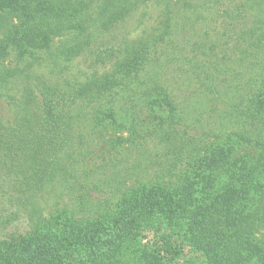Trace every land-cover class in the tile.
I'll return each mask as SVG.
<instances>
[{
	"label": "rangeland",
	"instance_id": "obj_1",
	"mask_svg": "<svg viewBox=\"0 0 264 264\" xmlns=\"http://www.w3.org/2000/svg\"><path fill=\"white\" fill-rule=\"evenodd\" d=\"M87 1L80 14L89 18L84 25H95L101 7L96 0ZM93 28L54 38L49 53L29 46L30 54L22 62L15 63L11 54L2 63L9 69L18 65L21 75L9 80L6 91L22 108L29 91L45 81L68 90L110 69L132 72L124 87L105 92L104 101L122 127L116 129L100 117L88 116L84 125L92 130L93 140H86L68 156L80 182L74 192L81 199L72 204L73 194L67 196L59 181L54 182L34 201L45 218L64 212L65 217L80 219L126 201L128 207L130 199L145 193V188L160 201L159 187L174 182L191 202L185 217L189 222L196 207L205 206L217 192L248 187L251 180L264 184V174L255 172L251 180L241 174L245 168L252 169L257 150L235 136L253 135L256 128L264 136V0H148L115 28L88 39L86 34ZM78 39L80 44L87 39L89 48L99 51L89 54L82 45L69 58L65 52ZM154 82L167 90L180 122L164 131L154 129L156 118L168 117L162 99L147 93ZM28 105L37 118L35 105ZM129 136L133 137L130 142L114 140ZM248 169L245 173L252 171ZM248 200L246 210L257 209L256 194ZM15 218L1 230V238L29 229L23 212ZM153 222L149 229L130 232L140 246L136 264H145V254L147 261L157 264H207L205 256L182 231L169 228L163 216ZM251 243L256 255L245 264H262L264 231ZM102 245L100 256L105 260L114 244L107 237Z\"/></svg>",
	"mask_w": 264,
	"mask_h": 264
},
{
	"label": "trees",
	"instance_id": "obj_2",
	"mask_svg": "<svg viewBox=\"0 0 264 264\" xmlns=\"http://www.w3.org/2000/svg\"><path fill=\"white\" fill-rule=\"evenodd\" d=\"M147 1L96 0L101 7L95 16L99 21L90 25L94 28L86 37L110 31ZM87 3V0H23L22 4H16L15 0H0V232L20 211L30 222L24 234L0 237V264H136L140 246L130 232L153 227L159 215L169 228L183 232L188 242L205 256L207 264H245L256 255L252 240L264 231V184L251 180L250 176L255 172L264 174V136L259 128L253 135L235 133L240 142L257 150L252 169L241 171L244 178L250 176L248 187L217 192L205 206L196 207L189 222L185 217L191 202L186 201L185 190L174 182L159 187L160 201L145 188V193L139 192L130 199L128 207L127 201L125 205L121 202L115 209L105 207L89 217L81 216L82 219L65 217L64 212L45 218L34 202L40 192L57 181L67 196L73 194L72 204L81 199L74 192L80 182L68 164V156L77 153L86 140H93L92 130L84 125L88 116L100 117L116 129L122 127L104 101L105 92L114 86L124 87V82L133 78L132 72L130 68L128 72L110 69L105 74H93L68 90H58L45 81L33 87L34 93L29 91L22 108L6 91L9 80L21 75L18 65L9 69L2 63L11 54L15 63L22 62L30 54L29 46L49 53L54 38L71 31H87L90 26L84 23L89 18L80 14ZM82 45L88 47L89 54L99 51L89 48L87 39L81 44L78 39L68 46L65 54L73 57ZM147 91L159 96L168 111L165 119L156 118L154 129L164 131L178 125L179 118L167 90L154 82ZM28 104L35 105L37 118L27 110ZM166 135L167 132L163 137ZM132 139L129 136L114 140ZM247 169L252 171L245 173ZM253 193L257 209L249 212L246 204ZM13 208L17 210L12 211ZM107 237L114 245L102 260L100 245ZM145 258L149 260L146 254ZM147 259L145 264H157ZM260 259L264 264V254H260Z\"/></svg>",
	"mask_w": 264,
	"mask_h": 264
}]
</instances>
